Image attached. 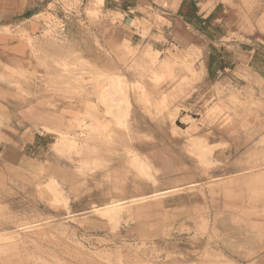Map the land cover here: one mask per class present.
<instances>
[{"label":"rangeland","instance_id":"374dc122","mask_svg":"<svg viewBox=\"0 0 264 264\" xmlns=\"http://www.w3.org/2000/svg\"><path fill=\"white\" fill-rule=\"evenodd\" d=\"M178 1L146 0L141 36L115 55L65 38V17H99L98 0L42 15L31 104L77 115L63 127L48 110L58 132L11 141L0 264H264V0H195L217 8L189 48L170 23ZM228 49L241 61L220 71ZM61 135L77 146L54 147Z\"/></svg>","mask_w":264,"mask_h":264},{"label":"crops","instance_id":"0c3cea01","mask_svg":"<svg viewBox=\"0 0 264 264\" xmlns=\"http://www.w3.org/2000/svg\"><path fill=\"white\" fill-rule=\"evenodd\" d=\"M59 1L0 0V188L7 184L10 180L8 177L13 175L12 158L17 154L12 152L11 141L15 140L17 134L27 135L29 137L27 143L31 144L36 136L44 138L53 134L44 131L43 128V126L51 128L46 116L48 110L55 113L54 124L63 127L68 126L72 117L77 115L76 110L71 107L46 110L31 104L33 97L29 84L33 83L41 70V65L34 58L36 53L34 48L43 46L38 41L46 30V22L41 17L49 13L50 7L57 5ZM117 2L119 0H104L101 6L102 14L99 17H90L86 11L70 13L69 17H65L67 27L65 38L70 46L74 47L79 42L88 50H105L115 55L119 52L123 37L130 34L131 41L136 39V36H141V31L135 27L134 22L142 17L147 20V13L142 16L141 9H148L147 12L152 14V7L146 0L124 7H119ZM176 6L173 14L179 15L171 18L170 22L173 25L175 39H180L181 45L186 48L199 47L202 38L200 30L205 28L208 18L215 12L217 6H208L205 10L195 0H179ZM210 41L213 42L212 39ZM227 51L233 52L230 49ZM235 55L234 67L241 61ZM82 58L97 65L93 59L83 56ZM17 85H20V89ZM14 101L23 104L20 110L11 109V102ZM51 129L58 131L55 128Z\"/></svg>","mask_w":264,"mask_h":264},{"label":"bare ground","instance_id":"6f19581e","mask_svg":"<svg viewBox=\"0 0 264 264\" xmlns=\"http://www.w3.org/2000/svg\"><path fill=\"white\" fill-rule=\"evenodd\" d=\"M98 2H99V4L100 5H103V2H104V0H98ZM62 67H64V68H66L67 66L65 65V64H60ZM118 84H117V82L115 83V86H117ZM120 104V103H119ZM119 104L118 103H116V105L119 107ZM43 128H44V130L45 131H48V132H51V133H53V132H58V131H56V130H52L51 128H48L47 126H43ZM196 142L198 143V144H202V142H203V140H200V139H196ZM58 144L59 145H55L54 147H56L57 149H58V146H61V145H70L69 147H73V149L77 146V144L73 141V140H71V139H69V138H67V136H65V135H61V139L58 141ZM199 147V146H198ZM146 164V163H145ZM143 166V167H142ZM141 166V168L143 169V168H145L144 167V165H142ZM146 166V165H145ZM141 169V170H142ZM146 169V168H145ZM148 169V168H147ZM148 172V171H147ZM146 172V173H147ZM145 173V174H146ZM148 174V173H147ZM154 197H157L156 195L154 196ZM142 202V201H144L143 200V198H141V199H138V200H135V201H133V202ZM122 209V206H121V204L120 203H113V205H109V206H106L105 208H96V211L97 212H115V211H117V210H120V211H122L121 210ZM116 213V212H115ZM118 213V212H117Z\"/></svg>","mask_w":264,"mask_h":264},{"label":"trees","instance_id":"16d2710c","mask_svg":"<svg viewBox=\"0 0 264 264\" xmlns=\"http://www.w3.org/2000/svg\"><path fill=\"white\" fill-rule=\"evenodd\" d=\"M220 55L214 54L213 58L219 62V70L225 71L227 68L232 69L234 67V55L232 52L219 50Z\"/></svg>","mask_w":264,"mask_h":264}]
</instances>
